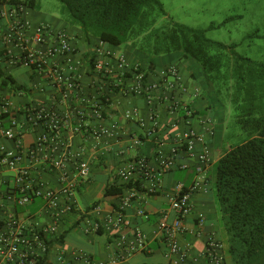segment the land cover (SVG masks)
Wrapping results in <instances>:
<instances>
[{
    "label": "crops",
    "instance_id": "0c3cea01",
    "mask_svg": "<svg viewBox=\"0 0 264 264\" xmlns=\"http://www.w3.org/2000/svg\"><path fill=\"white\" fill-rule=\"evenodd\" d=\"M23 13L31 21L33 27L39 25H47L51 28L62 27L56 21L46 20L39 16V13L34 12L33 8L25 6ZM76 30L77 28L70 29L71 42L77 50V56L83 61L84 59L87 60L79 67L80 81L83 94L92 103L100 98L103 89L106 88L105 82L100 79L93 69L92 63L89 62V55L92 54L94 46L99 40L89 43L83 39L81 32L78 30L76 32ZM106 46L116 53L123 54L127 61L126 71H132V66L138 64L143 71L147 72V77L151 80L158 78L168 66L175 65L182 82L190 89L196 87L200 90L199 96L187 97L185 101L195 111H201L203 106L206 113L194 116L192 122L188 124L181 112L177 114L169 112L168 102L149 104L143 96L121 90L109 91L108 100L101 97L103 101L100 110L103 113V118L94 115L90 104L82 105L75 98L67 99V105L59 103L57 110L61 113H67L72 124L78 122L80 116L77 111L82 109L84 127L79 132H73L70 128H63L57 137L37 146V155L40 161L33 167V170L45 188L58 190L62 186L60 173L51 165V161L59 159L67 151L72 152L73 155L68 157L69 161L66 165L67 169L76 172L77 157H75V151L82 149V157L90 163V176L78 183L74 192L75 204L70 211L62 213L58 219V232L52 239L57 240L56 238L60 236L61 232H64L66 236L62 244L55 242V248L51 252L52 264H65V261L71 264H99L100 262L111 264L110 259L118 252L116 239L121 233L131 236L136 228L145 234L146 248L133 252L119 260L117 264H207L203 252L209 236L215 235L222 241L219 234V214L210 190L197 192L193 195L192 211L184 218L183 222L185 229L176 235L180 247L188 252L185 259H181L180 254H174L172 257L167 256V245L163 241L161 232L158 231L161 215L164 210L169 209L170 199L176 193V185L179 182L190 184L194 177L196 159L184 151L179 152L174 166L162 173L160 184L155 191H149L147 188L137 190V195L124 210L125 222L113 225L109 230L102 227L103 233L91 227V223L96 220L101 222L107 216H115L120 208L119 195L106 196L104 194L107 185L124 183L118 176V172L135 161L138 156H145L153 165H158L157 151L160 148L167 149L172 137L176 133L186 130L189 125L202 130L203 124L200 118L210 119L213 128V135L208 138L207 144L212 158L211 164L206 169L210 187L212 166L224 154L221 152L218 158H214L213 151L218 146L214 139L215 118L211 114L212 107L210 104H204L202 100L204 94L195 80L194 71L187 70L189 59L182 60L186 64L184 68L181 66L182 62L174 60V58H170L168 62L160 61L157 63L154 61V66L148 68V63H144L129 44L114 46L107 43ZM1 47L0 43V69H2L3 75H11L15 79V84L9 81L4 86L0 85V91L13 98L14 104L11 108H18L27 102L48 103L52 91L48 77L12 62L4 55ZM128 54H133L138 59L130 60ZM177 57L178 55L175 56V59ZM113 67L117 69L114 62ZM2 79L3 76H0V81ZM15 85L21 86L22 95L15 94ZM200 100L203 105L201 104L199 107ZM128 109H135L137 115L127 118L125 113ZM154 116L159 121L156 134L147 135L146 128L151 124V117ZM9 118L10 114L5 116V125L8 124ZM174 120H178V124L173 127L171 124ZM93 127L96 129L106 127L108 132L96 135ZM42 130V128H38L36 132L26 131L21 134L25 150ZM135 139L140 140L139 144L134 142ZM2 146L14 149L16 142L0 134V147ZM197 148L199 150V146ZM180 164L186 166L180 167ZM7 184L11 188L13 184L12 172L3 171L0 174V192L5 200L0 207V234L5 231L10 215L26 226L25 232L29 237L56 221L42 196H34L32 201L26 205H20L7 199L5 196ZM127 189L123 194L128 191ZM97 201L98 204L92 206ZM139 207L145 211L147 216L138 213ZM174 216V212L170 211L169 219L172 220ZM199 218H204L203 225L199 224ZM33 244L30 247L33 246L38 251V244L34 241ZM86 256L89 257V260L85 258ZM0 264L3 263L0 262Z\"/></svg>",
    "mask_w": 264,
    "mask_h": 264
},
{
    "label": "built area",
    "instance_id": "2783aa9c",
    "mask_svg": "<svg viewBox=\"0 0 264 264\" xmlns=\"http://www.w3.org/2000/svg\"><path fill=\"white\" fill-rule=\"evenodd\" d=\"M24 7L25 5L0 4L1 48L4 55L12 62L28 67L38 74H45L52 91L48 103L27 102L14 109L11 108L14 104L13 98L0 91V134L16 142L14 149L0 147V174L3 171L12 172L13 184L11 188L7 184L5 193L7 199L20 205H26L32 201L34 196H42L56 221L29 237L25 232L26 226L10 215L5 231L0 234V262L3 264H34V259L31 257L39 256L46 251L47 239L51 240L58 232L60 215L70 211L75 204L74 192L78 183L90 176V163L82 157V149L75 151L76 172L67 169L66 165L69 161L68 157L73 155L72 152L67 151L59 159L51 161V165L60 173L62 186L58 190L45 188L33 170V167L40 161L37 146L57 137L63 128L79 132L84 127L82 109L77 111L80 119L76 124H72L67 113L57 110L59 103L67 105V99L75 98L82 105L90 104L94 115L103 118L100 110L103 99H109V91L121 90L141 95L149 104L168 102L169 112L171 114L181 112L186 123L190 124L195 110L185 100L187 97H196L200 94L199 88L190 89L182 82L175 65L168 66L158 78L153 80L147 77V73L138 64L132 66V71H126L127 61L123 54L116 53L106 46V42L99 40L92 54L89 55V62L92 63L100 79L105 82L106 88L103 89L99 99L90 103V100L83 94L79 71V67L87 60L84 59V62L77 56L70 33L63 28H51L47 25L33 27L31 21L23 13ZM75 55L76 57H73ZM113 62L117 65V69H114ZM1 82L2 80L0 85ZM14 88L16 95L23 94L21 87L14 86ZM9 114L8 124L5 125L4 118ZM136 115L135 109H128L125 113L127 118ZM200 119L203 124L202 130L189 125L186 130L172 137L167 149L160 148L157 151L158 165H153L145 156H138L135 161L118 172V176L124 183L132 181L134 184L127 189L125 194L120 195V208L116 215L107 216L101 222L99 220L92 222L93 229L98 230L103 227L109 230L113 225L125 222L124 210L137 195V190L147 188L149 191H155L160 184L162 173L173 167L179 152L184 151L196 159L194 177L190 184L179 182L176 185V193L170 199L169 209L164 210L161 215L158 231L161 232L163 241L167 245V256L180 254L181 259L187 257L188 252L180 247L176 235L185 229L183 222L192 211L193 195L197 192H207L210 187L206 169L211 164L212 158L207 144L208 138L213 135V128L210 119ZM177 124L178 120H174L171 125L174 127ZM158 125V119L155 116L151 117V124L146 128V134L155 135ZM38 128L43 130L25 150L21 134L26 131L36 132ZM93 130L96 135L108 132L106 127H99V129L93 127ZM134 142L139 144L140 140L135 139ZM184 166L186 165L180 164V167ZM4 200L0 192V207ZM170 211H173L175 215L172 220L169 219ZM138 213L147 216L141 207ZM204 221V218H199L200 225H203ZM33 241L38 244V251L33 246L30 247ZM116 241L118 252L110 259L111 264H117L119 260L147 246L146 236L139 228H136L131 236L121 233ZM203 254L207 259V264H225L222 241L215 235L209 236ZM85 258L89 260V257ZM65 264L71 263L65 261Z\"/></svg>",
    "mask_w": 264,
    "mask_h": 264
},
{
    "label": "trees",
    "instance_id": "16d2710c",
    "mask_svg": "<svg viewBox=\"0 0 264 264\" xmlns=\"http://www.w3.org/2000/svg\"><path fill=\"white\" fill-rule=\"evenodd\" d=\"M58 1L65 24L61 28L69 33L77 28L89 43L103 40L114 46L129 44L141 59L148 60V68L154 66V56L178 52L176 60L195 59L210 88L232 100L246 138L216 161L209 190L228 237L225 264H264V62L236 53L235 45L209 38L205 29L173 19L158 24L167 17L161 0ZM1 3L36 6V0ZM0 76L2 86L9 81L15 84L14 77L3 75L2 69ZM200 113L193 112L194 116ZM133 184H109L104 194L120 196ZM98 230L103 233L102 228ZM65 236L61 232L57 240L47 239L46 251L31 257L34 264H52L55 242L62 244Z\"/></svg>",
    "mask_w": 264,
    "mask_h": 264
},
{
    "label": "rangeland",
    "instance_id": "374dc122",
    "mask_svg": "<svg viewBox=\"0 0 264 264\" xmlns=\"http://www.w3.org/2000/svg\"><path fill=\"white\" fill-rule=\"evenodd\" d=\"M167 12V19L205 29L209 38L221 41L227 45H235L238 54L248 56L256 61L264 62V0H161ZM27 7V6H26ZM34 12H38L46 20L56 21L60 26H65L62 21L61 3L58 0H36ZM71 32V31H70ZM178 52L154 56L153 61L168 62ZM139 57V56H138ZM133 54H128L130 60H136ZM140 58V57H139ZM162 59V60H161ZM184 60V59H183ZM148 63L147 59H142ZM179 62L182 60L178 59ZM190 62V64H189ZM188 69L194 71L196 82L203 92L204 104L212 107L214 123V136L217 146L213 151L214 158L221 152H226L233 145L242 142L246 134L237 123V112L234 103L225 94H218L214 87L208 85L203 68L195 59H189ZM185 62L181 66L185 67ZM200 104V105H199ZM200 100L198 106L200 107ZM203 105V104H202ZM201 111L206 113L203 108ZM214 168L212 166V183H214ZM215 205L216 202L214 201ZM217 209V206H216ZM219 234L222 238L223 251L228 254V237L224 220L218 217ZM228 257V255H227Z\"/></svg>",
    "mask_w": 264,
    "mask_h": 264
}]
</instances>
